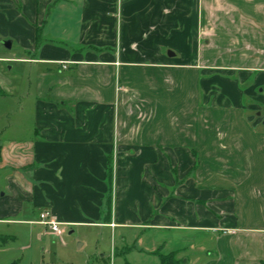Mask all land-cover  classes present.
<instances>
[{
    "label": "crops",
    "instance_id": "0c3cea01",
    "mask_svg": "<svg viewBox=\"0 0 264 264\" xmlns=\"http://www.w3.org/2000/svg\"><path fill=\"white\" fill-rule=\"evenodd\" d=\"M252 100L264 0H0V236L48 211L107 231L86 264H264Z\"/></svg>",
    "mask_w": 264,
    "mask_h": 264
},
{
    "label": "rangeland",
    "instance_id": "374dc122",
    "mask_svg": "<svg viewBox=\"0 0 264 264\" xmlns=\"http://www.w3.org/2000/svg\"><path fill=\"white\" fill-rule=\"evenodd\" d=\"M252 101L258 110L251 115L264 122V106ZM16 232L17 235H9L12 241L7 246L0 247V264H86L96 254L105 258L111 255L107 231L92 226L65 228L61 237L47 232L43 238L42 228L16 226Z\"/></svg>",
    "mask_w": 264,
    "mask_h": 264
},
{
    "label": "built area",
    "instance_id": "2783aa9c",
    "mask_svg": "<svg viewBox=\"0 0 264 264\" xmlns=\"http://www.w3.org/2000/svg\"><path fill=\"white\" fill-rule=\"evenodd\" d=\"M39 224L45 227L48 232L53 233L55 236L61 237L64 234L62 224L52 213L48 211L40 214Z\"/></svg>",
    "mask_w": 264,
    "mask_h": 264
},
{
    "label": "trees",
    "instance_id": "16d2710c",
    "mask_svg": "<svg viewBox=\"0 0 264 264\" xmlns=\"http://www.w3.org/2000/svg\"><path fill=\"white\" fill-rule=\"evenodd\" d=\"M42 42L41 36H40V31H38L37 29V45H40V43ZM12 239L9 237H5V236H0V246L5 247L9 244V242H11ZM161 262L162 264H179L178 261H176L175 256L174 255H168V256H163L161 255Z\"/></svg>",
    "mask_w": 264,
    "mask_h": 264
},
{
    "label": "water",
    "instance_id": "95a60500",
    "mask_svg": "<svg viewBox=\"0 0 264 264\" xmlns=\"http://www.w3.org/2000/svg\"><path fill=\"white\" fill-rule=\"evenodd\" d=\"M3 47H5L6 49H11L12 47V43L11 42H3L2 43Z\"/></svg>",
    "mask_w": 264,
    "mask_h": 264
}]
</instances>
